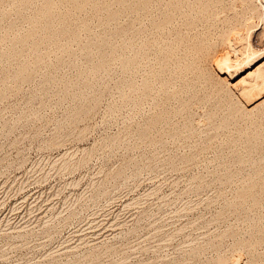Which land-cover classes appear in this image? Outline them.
Returning a JSON list of instances; mask_svg holds the SVG:
<instances>
[{"label":"rangeland","instance_id":"rangeland-1","mask_svg":"<svg viewBox=\"0 0 264 264\" xmlns=\"http://www.w3.org/2000/svg\"><path fill=\"white\" fill-rule=\"evenodd\" d=\"M96 1L99 11L88 8L71 19L78 41L67 51L44 45L43 61L28 80L14 75L35 54L26 49L22 58L6 61L1 51L11 44L0 45V264H213L222 256L230 264H251L249 210L232 205L251 167L236 158L245 157L246 144L227 143L238 136L240 125H249H244L249 118L220 128L226 113L215 115L212 124L207 108L194 105L191 112L198 124H189L185 113H175L149 139H141L138 127L158 111L160 92L154 91L155 100L140 106L133 96L125 98V92L132 93L126 80L141 84L149 66L124 70L117 57L134 55L149 38L162 36L151 21L164 13L166 4L153 0L140 16L129 1L119 18L110 21L108 15L122 9L119 0ZM104 1L111 11L102 9ZM225 1V7L232 3ZM257 1L254 5L262 8L248 17L260 16L254 19L262 35L256 42L263 47L264 6ZM9 4L1 6L5 15L0 17V37L13 22L18 21L12 31L17 35L30 29ZM36 5L24 13H33ZM180 23L176 18L173 27ZM98 38L108 45L102 51L94 47L89 55ZM113 49L117 59L96 72L102 52ZM89 105L93 109L86 117L69 121L71 113ZM166 105L174 109L181 104L172 99ZM85 128L84 138H78ZM55 139L65 141L50 147ZM204 145L207 149L198 153ZM94 147L88 161L81 162ZM65 160L70 167L59 169ZM258 253L264 255V247Z\"/></svg>","mask_w":264,"mask_h":264},{"label":"bare ground","instance_id":"bare-ground-1","mask_svg":"<svg viewBox=\"0 0 264 264\" xmlns=\"http://www.w3.org/2000/svg\"><path fill=\"white\" fill-rule=\"evenodd\" d=\"M129 1L130 4L132 2V11L137 14L140 12L143 14L153 2V0H119L122 9L111 12L106 19L114 21L119 18L121 13L126 10ZM158 1L164 2L166 9L160 17L151 21V28L161 32L162 36L154 39L149 38L145 44L133 53L134 55H130V53L117 57L115 49L110 53L102 52V61L97 65L95 71L106 70L110 63L117 58L124 70L133 67L141 70L146 65L149 66L141 84L132 80L127 82L126 80L125 83L130 87L132 93L127 94L125 92L123 94L125 98L126 96H129V98L133 96L135 104L140 106L150 99L155 100L154 91L160 92L161 99L156 102L158 111L149 116L138 127L137 135L141 139H149L150 132L163 122H171V116L175 113H185L189 124L194 122L198 124L200 121H196L194 114L191 112L194 105H202L207 108V113H205L212 124L216 122L214 120L215 115L221 111L226 113L227 116H223L222 121L219 120L220 123L218 124L220 125L217 124V127L220 126V128L228 129L230 123L240 121V117L245 118L247 116L249 118L248 121L250 122L245 121L247 123L244 125L249 124L245 128L242 127V129L240 128L241 125L237 124V126L240 125L239 129H236L239 130L237 131V137L231 135L232 137L227 139L229 144H235L240 140L246 144L244 148L247 147V150L245 149L247 159L243 158V155L240 157L236 155L238 156L236 158L240 163L247 160L251 167V170H248L250 172L249 175L247 174L248 178L232 205L242 204L247 206L249 210V213H247L249 216L247 217L250 219L249 223L251 224V228H249L251 229L249 230V232L251 231L250 238H247L249 239L247 240V247L250 254V263L264 264V255L262 253L257 254L259 249L264 247V46L260 47L256 42L257 36H262L258 24L254 21L257 14L253 16V19L248 17L250 12H252V15L255 12L258 13L262 6L259 4V9L258 4L254 5L255 0H231L232 3L228 7L232 10V15L227 16L225 11L228 7H225V0ZM228 1L226 4L231 2ZM263 1L261 0L264 6ZM38 2L39 7L37 6ZM104 2H102V9L107 8L110 4L109 2L107 4V1ZM239 2L241 5H238ZM4 3H11L12 10L14 9L20 19L25 20L24 22H27L30 26L26 33L17 35L12 31L18 21L13 22L9 25L8 33L0 37V45L6 41L11 44L9 49L1 51L3 60L9 61L14 57L20 59L28 49L35 54L34 60L32 62L23 61L14 75V78L22 81L31 78L36 67L42 63L44 45H55L67 51L71 42L78 41V32L72 27L71 21L75 13L85 11L88 8L97 12L101 6L96 0H0V17L5 15L2 8ZM35 5L37 9L33 13L28 15L24 13L27 12L25 10ZM109 11L111 10L109 9ZM261 13L259 14L261 15ZM139 15L140 18L141 15ZM178 17L181 19V23L178 27H173L175 19ZM258 17L260 18V16ZM106 19L104 21H107ZM204 23L208 26H205ZM220 23L222 26H220ZM82 24L84 27L87 26L85 21ZM217 25L221 27V29L218 28V31ZM256 28L257 31H255ZM215 32H218L217 37H214ZM63 37L68 39V42H63ZM92 42L88 52L89 55L94 47L102 51L108 45L105 38H98ZM140 67L142 68L139 69ZM213 70L216 71L218 77L213 76ZM6 81L7 78H4L3 82ZM178 83L181 84V88H176ZM124 84L122 87L125 86ZM172 99L180 100V107L174 109L167 107L166 104ZM213 100H215L214 104L208 109V104ZM96 101L97 99L94 102L96 103ZM89 106H81L76 109L75 112L71 113L69 121L75 123L78 118L86 117L90 109H93L91 105ZM185 127L189 128L188 126ZM235 127L234 124L232 128ZM87 129H81L78 138H84ZM175 131L180 134L178 128ZM56 139L48 145L50 147H61L65 140ZM206 149L207 146L204 145L197 152ZM94 150L95 147L85 151L82 160L80 158L81 162L88 161ZM197 152L193 155H197ZM247 153L248 155H246ZM233 154L235 155L236 152ZM66 161L61 162L59 169L66 170L68 168L67 163L70 162ZM248 169L250 168L248 167ZM88 256L92 257L94 253H89ZM229 259L223 256L218 257L213 264H230L231 259Z\"/></svg>","mask_w":264,"mask_h":264}]
</instances>
